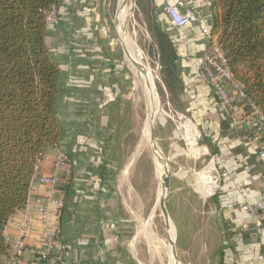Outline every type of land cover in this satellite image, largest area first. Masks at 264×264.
Returning <instances> with one entry per match:
<instances>
[{"label": "crops", "instance_id": "1", "mask_svg": "<svg viewBox=\"0 0 264 264\" xmlns=\"http://www.w3.org/2000/svg\"><path fill=\"white\" fill-rule=\"evenodd\" d=\"M111 1L63 0L56 24L46 26L44 34L59 68L55 114L60 140L58 146L44 148L38 178L52 175L57 155L70 160L71 179L66 184L62 178L56 193L63 201L61 215L56 218L52 208L48 220L60 231L63 264H140L134 233L119 208L113 182L114 153L128 133L129 95L128 77L115 49ZM140 5L155 37L159 32L171 44L175 55L171 95L199 132L203 157L218 172L228 173L213 197L201 198L202 207H209L218 222L222 239L218 264H264V221L240 209L264 204V160L258 157L264 138L248 142L245 131L233 130L230 120L215 110L211 92L198 77L208 39L197 22L177 27L163 11L169 6L182 14L191 10L197 17H208L210 8L203 0H140ZM48 190L36 178L26 205L8 219L6 241L19 236L24 219L28 227L21 255L14 260L4 257L0 264H43L34 251L47 246L41 208Z\"/></svg>", "mask_w": 264, "mask_h": 264}, {"label": "trees", "instance_id": "2", "mask_svg": "<svg viewBox=\"0 0 264 264\" xmlns=\"http://www.w3.org/2000/svg\"><path fill=\"white\" fill-rule=\"evenodd\" d=\"M211 33L245 94L264 115V0H209ZM54 0H0V258L4 227L27 203L37 158L58 146L59 68L44 42ZM160 71L171 93L175 55L156 33Z\"/></svg>", "mask_w": 264, "mask_h": 264}, {"label": "rangeland", "instance_id": "3", "mask_svg": "<svg viewBox=\"0 0 264 264\" xmlns=\"http://www.w3.org/2000/svg\"><path fill=\"white\" fill-rule=\"evenodd\" d=\"M118 1H111L112 20L117 13ZM137 3L128 31L143 64L151 69L156 79L158 109L165 115L157 114L152 127L155 124V144L168 164L172 179L170 192L167 193L166 190L162 201H158L160 188L150 154L145 147L139 153L141 155H136L146 120L145 98L132 84L130 74H133L128 68V133L120 142V150L114 153L117 154V170L113 174V182L115 189L117 188L115 191L119 208L127 215L131 224L130 233H134L133 245L140 264H168L161 238L171 241L170 250L176 264H218L222 241L218 235V222L213 221L209 207L201 205V198L207 196V191L204 192L201 188L200 180L208 163L207 157L202 156L204 143L190 119L177 106L174 94L171 95L164 85L157 38L142 12L140 0ZM115 35V49L123 66V73L126 74L125 65L129 66L127 62L123 64L122 48L116 31ZM132 55L136 59L134 53ZM125 167V176L121 177ZM166 209L169 212V222L160 229L159 225L163 226L162 214ZM155 234L158 245L154 241Z\"/></svg>", "mask_w": 264, "mask_h": 264}, {"label": "built area", "instance_id": "4", "mask_svg": "<svg viewBox=\"0 0 264 264\" xmlns=\"http://www.w3.org/2000/svg\"><path fill=\"white\" fill-rule=\"evenodd\" d=\"M63 0H54V4L45 14L46 26L56 24L57 10ZM206 6H210L209 0H203ZM172 23L181 27L186 22H197L202 34L208 39L206 51L201 59L198 77L202 84L209 90L215 100V110L223 117L228 118L233 130H243L246 133L248 142H257L264 138V115L245 94L242 84L236 80L228 67L223 50L217 42V37L211 33V15L208 17H197L193 11L187 10L184 14L180 13L177 8L166 6L163 8ZM198 132L195 135V140ZM205 153L202 155L204 156ZM258 157L264 160V149L258 153ZM43 153L37 158L34 167L33 176L30 182V188L33 182L38 179L42 185L49 187V197L41 208V220L44 226L43 235L46 240L45 249H36L34 253L43 264H63V247L60 239L58 226L51 228L48 220L52 216L51 209L56 218L61 215L63 201L56 197L57 188L63 178L67 184L71 179V164L67 156L57 155L52 165V175L50 177L38 178L39 167L44 161ZM204 168L209 169V183L207 184V196L203 199L213 197L220 186V183L227 178V172H218L215 167L208 162ZM202 168V170L204 169ZM30 191V189H29ZM233 205L228 204L227 208L232 209ZM240 209L254 216L259 222L264 221V204L258 206L240 205ZM28 221L24 219L21 223L19 236L13 241H6V252L0 260L8 257L11 260L21 255L23 250L22 239L27 230ZM263 257H259L262 260Z\"/></svg>", "mask_w": 264, "mask_h": 264}, {"label": "bare ground", "instance_id": "5", "mask_svg": "<svg viewBox=\"0 0 264 264\" xmlns=\"http://www.w3.org/2000/svg\"><path fill=\"white\" fill-rule=\"evenodd\" d=\"M131 7H132L131 0H119L118 1V9H117V13H116V16L114 19V28H115V31L117 33L118 39L120 41V45H121L122 33L125 32V41H126V46H127V51H128V61H127L128 64L127 65L129 66L128 68L131 70V72L133 74L132 76L134 77L133 79L135 80L134 85L140 86L144 90V93L149 98L151 97L153 100V101L145 100L146 120L144 123L142 139H141L139 147H137L138 149L136 150V155H137L142 151L143 148H145L146 139L148 137L150 129L152 128L154 119L156 118L157 114L162 115V116L165 114H164V112H162L158 109L157 90L155 87L156 79H155L151 69H149L146 66V64H143L141 56L138 53L137 48L134 44V41L129 35V31H128L129 28L128 27L130 25L129 22H130L131 16H132L131 15ZM121 48H122V45H121ZM132 53H134L136 59L132 58V56H133ZM153 150L158 156H161V154L158 152V149L156 148V146L153 147ZM139 155H141V154H139ZM154 163H155L154 175H155V178L157 179V181L159 183V188H160L159 189L160 194H158L159 195L158 201L161 202L162 198L164 197L166 190H167L166 184H165V171H164V167L161 164H159L157 161L156 162L154 161ZM201 172H202V170H201ZM208 178H209V169L205 168L204 174H202V176H200V180L202 181L201 188L204 192L206 191L207 184L209 183ZM165 231L168 232V230H165ZM154 241L156 242V234L154 235ZM170 242L171 241H169L165 238H161L162 247L166 252L165 254H167V256H168L170 264H176L174 257H173V254L171 252L172 246H171ZM156 244H157V242H156ZM155 247H157V246H155Z\"/></svg>", "mask_w": 264, "mask_h": 264}, {"label": "water", "instance_id": "6", "mask_svg": "<svg viewBox=\"0 0 264 264\" xmlns=\"http://www.w3.org/2000/svg\"><path fill=\"white\" fill-rule=\"evenodd\" d=\"M131 3H132V7H131V21L135 15V11H136V0H131ZM130 23V22H129ZM121 45H122V61H123V64L126 63L128 61V51H127V46H126V41H125V32L122 33V39H121ZM125 71H126V75L127 77L129 78V69L128 67H126L125 65ZM130 79H132V84L135 83V80L132 78L131 74H130ZM135 86V85H134ZM138 90H140V92H142L145 100H148V101H153L152 98L148 97L145 93H144V90L136 85L135 86ZM156 146L157 148V145L155 144V124L154 126L150 129L149 131V134H148V137L146 139V142H145V147L147 148L149 154H150V157H151V161L153 163V166H154V161L158 162L159 164H161L163 167H164V171H165V184H166V189H167V192L169 193L170 190H171V179H172V175L170 173V170H169V167H168V164L167 162L165 161V159L161 156H158L154 150H153V147ZM169 222V212L168 210L166 209L165 211H163V214H162V225H159V228L161 229L162 227H164L167 223ZM161 242V240H160ZM168 264H170L169 262V259H168Z\"/></svg>", "mask_w": 264, "mask_h": 264}]
</instances>
